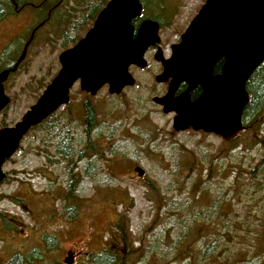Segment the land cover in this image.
<instances>
[{"label":"rangeland","instance_id":"374dc122","mask_svg":"<svg viewBox=\"0 0 264 264\" xmlns=\"http://www.w3.org/2000/svg\"><path fill=\"white\" fill-rule=\"evenodd\" d=\"M31 1L0 21V48L15 37V50L5 49V59L13 60L28 37L22 30L30 11L33 26L50 14L3 82L9 103L0 128L35 103L67 46L66 24L53 25L58 14L51 0ZM55 1L60 18H84L72 28L77 36L107 0ZM154 70H135L136 83L119 94L104 85L91 95L76 82L68 102L23 135L1 167L0 264H13L14 256L21 264H93L103 252H128L127 264H172L178 249L188 264H264V98L232 140L175 131L173 114L152 101ZM255 78L264 89V64ZM86 105L94 115L88 130ZM216 201L218 209L207 211ZM47 235L55 245L45 242ZM215 238L219 245L205 257L203 246Z\"/></svg>","mask_w":264,"mask_h":264},{"label":"water","instance_id":"95a60500","mask_svg":"<svg viewBox=\"0 0 264 264\" xmlns=\"http://www.w3.org/2000/svg\"><path fill=\"white\" fill-rule=\"evenodd\" d=\"M140 11L139 0H108L84 37L58 55L60 69L35 103L14 125L0 128V182L5 177L2 164L16 151L23 135L68 101L76 80L91 95L104 84L108 93L119 94L134 83L128 65L144 66V50L158 41L157 23L152 20H144L132 38L130 21ZM156 58L163 59V71L156 80L171 77V82L168 92L153 100L163 112H175L172 128H191L232 140L242 129L241 115L249 100L245 84L264 61V0H206L170 57L162 58L158 50ZM221 58V73L213 75L212 67ZM9 72L8 68L0 70V111L9 103L3 89ZM181 81L189 87L174 98ZM197 84L203 85V91L190 101L188 91ZM136 170L142 175L139 167ZM65 261L69 263L71 257Z\"/></svg>","mask_w":264,"mask_h":264},{"label":"flooded vegetation","instance_id":"af4514ba","mask_svg":"<svg viewBox=\"0 0 264 264\" xmlns=\"http://www.w3.org/2000/svg\"><path fill=\"white\" fill-rule=\"evenodd\" d=\"M205 1L206 0L202 1L196 8L195 7L192 8L190 5H191V2H193V0H139L141 4V11L137 16L132 18L130 21V24L132 26V38L137 37L138 28L144 20H152L157 23L158 41L154 44H150L144 50L143 52V58L145 60L144 66H138L137 64H134V63H130L128 65L127 70L133 76L134 83L132 85L124 86L123 89L129 86H133L136 83V78L134 76L135 70L138 69V70L144 71L148 69L149 67H153L155 70L151 77L154 80V82L152 83L155 85H151V86L152 87L158 86V91L155 95L152 96V101L162 110L163 107L157 102H155L153 98L163 96L168 92L170 88L171 77H166L160 81L156 80V76L161 74L163 71V59L156 58V53L159 50L162 58L166 59L170 57L173 46L180 42L181 35L188 28L190 22L199 12L200 8L205 3ZM105 4L102 7L99 5L100 8L98 10L96 9L97 11H94V13L92 14L93 20L90 23V26H88V28L84 31V33L76 36L75 34H71L72 28L74 27L75 29H77L78 27H81L83 25L84 18L82 19V17L81 18L79 17L75 19V21L72 19V22L71 20L69 21V19H66L65 17L60 18L59 15L62 13L59 11L60 2L51 0L50 8L57 10V14H58L57 21L53 23V25L58 26L60 24V20H62L63 24H66V27L63 28L62 30V33L64 36L63 40L66 41L67 43V46L64 50L72 48L74 45H76L79 42L81 38L84 37L86 32L92 27L97 14L105 6ZM26 5L33 6L32 1L31 0H0V21L4 20L6 17L15 16V15L20 14L21 10H23V8H26ZM85 8L86 6L84 7V9ZM30 15L31 16H30L29 21L24 25V28L22 30V32L24 33L28 32V37L24 40L22 44L21 53L17 55L16 57L14 56L15 59L13 60L11 59V57H9L8 59H5V49H7L6 48L7 46L11 50H15V47L11 45L15 37L11 38V40L9 41V44L5 45L4 47L2 46V48H0V63H8L6 67L4 68L3 66H5V64H3L0 70L8 68L10 69L9 74H11L17 66L16 63H19L21 61L22 58L20 57L22 53L26 51V48L28 47V45L31 44V42L33 41L32 39L35 36L36 30L38 29V27L41 26L45 20L48 19V21H50L49 20L50 14L47 13V17H45L36 26H33V23L36 22L37 19L32 18L31 11H30ZM223 62H224V58H221L214 63L212 70H211V73L213 75H217L221 73ZM76 82L79 83V80H76L73 83V85ZM72 86L70 87V89L72 88ZM188 87H189L188 82L186 81L179 82L176 85L172 96L176 98L177 96L185 92ZM202 91H203V85L201 84L195 85L191 90L188 91L189 100L190 101L195 100L202 93ZM168 113L173 114V116L175 115V112L173 111L168 112ZM85 117L87 119V110H85ZM92 121L94 122V115L92 116Z\"/></svg>","mask_w":264,"mask_h":264},{"label":"trees","instance_id":"16d2710c","mask_svg":"<svg viewBox=\"0 0 264 264\" xmlns=\"http://www.w3.org/2000/svg\"><path fill=\"white\" fill-rule=\"evenodd\" d=\"M99 8L100 7L97 6L96 9L98 10ZM262 64H264V61L253 71V73L250 75V77L248 78V80L245 84V88L249 93V100H248L247 104L245 105V107L242 111V115H241L242 124L244 123L245 119L248 118L249 115L253 114L255 111H258L259 108H261V104H262L263 98H264V94H263L264 89L262 87V84L260 83V80L258 79V81H257L258 77L255 78V76L258 73V70ZM85 110H87L86 126H87V130H88V129H90V127L93 124V121H92L93 115H92V110L88 105L85 106ZM70 189H72V187H70ZM216 200H218V199H216ZM216 203L217 204L211 205L207 209V211H209V210L215 211V208L218 209V205L220 204V201L219 202L216 201ZM123 236L125 238V235H123ZM44 237H45V242L47 244H49V245H52V244L55 245L56 244V239L52 235H47ZM155 244H156L155 245L156 247H161L159 245V243H155ZM215 245L216 246L219 245L216 238H215V240H212L209 243H207V245L205 247L203 246V251H204L203 254H205L204 255L205 257H208V254L206 253L207 250L213 249V247ZM178 255H179V257H177V262H173L172 264H188V260L180 258L181 256H185V254L182 251H180L179 249H178ZM27 257L31 259L32 257H34V253H30ZM128 258H129L128 252H126L125 255H121L119 252H117V253H111V252L109 253L108 252V254L106 252H103V253H100L99 255H95L92 259L94 261L93 264H125V263L127 264ZM21 260H22L21 257L14 256L12 258V263L13 264H21L20 263Z\"/></svg>","mask_w":264,"mask_h":264}]
</instances>
